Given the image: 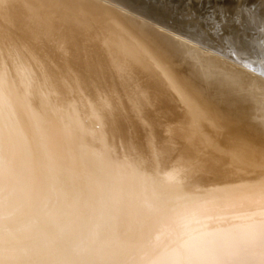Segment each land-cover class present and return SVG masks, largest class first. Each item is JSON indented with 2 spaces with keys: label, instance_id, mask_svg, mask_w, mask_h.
<instances>
[{
  "label": "bare ground",
  "instance_id": "obj_1",
  "mask_svg": "<svg viewBox=\"0 0 264 264\" xmlns=\"http://www.w3.org/2000/svg\"><path fill=\"white\" fill-rule=\"evenodd\" d=\"M152 1L194 22L0 0V98L19 106L13 121L0 105V264H217L264 235V0ZM129 130L149 172L116 146ZM211 168L223 189L167 185Z\"/></svg>",
  "mask_w": 264,
  "mask_h": 264
},
{
  "label": "rangeland",
  "instance_id": "obj_2",
  "mask_svg": "<svg viewBox=\"0 0 264 264\" xmlns=\"http://www.w3.org/2000/svg\"><path fill=\"white\" fill-rule=\"evenodd\" d=\"M129 2H130V5H134L135 7L134 8H136V7H138V8H136L143 16H145V17H147V14L145 13L146 11L148 12V13H152V12H154V13H160L165 19H170V20H172L173 22H175V23H177V24H180V25H186V24H192L193 22H194V19L193 18H190V17H187V16H184V17H176L175 15H173V12H172V10L169 8V7H167V6H163L164 7V9L162 8V6H157L152 0H135V2L133 3V1L132 0H129ZM150 2H151V5H149L150 4ZM142 3H144V4H142ZM153 3V4H152ZM104 4V3H103ZM105 5V4H104ZM106 6H107V4H106ZM146 7V8H145ZM149 7V8H148ZM152 8H153V10H152ZM143 9V10H142ZM143 11V13H142V11ZM165 10V11H164ZM145 11V12H144ZM162 11V12H161ZM170 12V13H169ZM122 13H126V12H122ZM127 14V13H126ZM125 14V15H126ZM167 15V16H166ZM130 16V15H129ZM166 16V17H165ZM178 18V19H177ZM180 18V19H179ZM188 18V19H187ZM187 19V20H186ZM185 20V21H184ZM192 20V21H191ZM188 21V22H187ZM193 28V27H192ZM155 30H157V32H159L160 34H164V35H166L167 37H169L170 39H173V40H175V41H178V42H183L184 44H188L189 45V47H191L192 45L191 44H189V43H185V41H182V40H177V39H179V38H177V37H174L173 35H171L170 33L168 34L166 31H163L162 32V30H160V29H156V28H154ZM159 30V31H158ZM230 32V31H229ZM227 33V34H230V33ZM168 34V35H167ZM171 35V36H170ZM173 37V38H172ZM193 47V46H192ZM191 47V48H192ZM194 48V47H193ZM32 85H35L33 82H32ZM7 98V99H6ZM6 98H5V96L4 97H2V99L0 98V105H1V108H2V110H3V114H4V116H3V119H8V116H11L12 117V119H13V121H15L14 119L17 117V114H18V109H19V106H18V104H16V103H13V101L9 98V97H7L6 96ZM2 100V101H1ZM9 100V101H8ZM4 101H5V103H4ZM8 101V102H7ZM7 102V103H6ZM7 104V105H6ZM14 104H15V106H14ZM11 106L10 108L8 107V106ZM14 108V109H13ZM9 109V110H8ZM6 112V113H5ZM14 112V113H13ZM15 112L17 113V114H15ZM28 113H29V115H28ZM2 114V115H3ZM31 114V115H30ZM8 115V116H7ZM14 116V117H13ZM27 117V119H28V121H30L31 123V125H32V127L35 129L36 127V121H35V115H34V113L33 112H27V115H26ZM30 116V117H29ZM5 117V118H4ZM32 117H33V119H32ZM31 118V119H30ZM0 119H1V117H0ZM131 131H132V133L134 134V136H133V134L131 133ZM136 131H134L133 132V130H129V133H128V131H126V133H125V137H126V139L124 138L123 139V141L121 142V140L120 139H117V141H116V146H118L117 148L118 149H120L119 151H120V153H122V146L123 145H125L124 147H126L127 148V145L128 144H130L131 142H134V145L136 146V148L138 149V150H136V151H133V161H134V166H135V169H136V171L138 172V174H141V173H143L142 171H147V172H149L150 171V169L152 168V166H151V168H150V165L145 161L146 159H144V158H141L142 157V155H144L145 157H147L148 159L147 160H151V153H149L150 152V150H148V146H147V144L145 143H143V140L141 139L140 141H141V143H140V141L138 140V139H140V137L139 136H137L136 135V133L138 134V132H136ZM131 135V136H130ZM139 135V134H138ZM138 137V138H137ZM127 138H130L129 140L127 139ZM135 138V139H134ZM138 141V143L136 144L135 142L136 141ZM124 143V144H123ZM140 143V144H139ZM123 144V145H122ZM141 145H145V147L144 146H141ZM136 153V154H135ZM140 153V154H139ZM138 157V158H137ZM140 157V158H139ZM137 158V159H136ZM137 164H136V163ZM169 164V165H168ZM167 164V162L166 163H164V165H163V169H162V174H161V177L160 178H165L166 177V174H167V172L169 171V170H172V168H173V163H168ZM139 165V166H138ZM143 167V170L141 169ZM168 167V168H167ZM138 168V169H137ZM147 168V169H146ZM140 169V170H139ZM149 170V171H148ZM141 171V172H140ZM191 178V179H190ZM216 178V172H215V170L213 169V168H211V169H206V170H201V171H198V172H196V173H194L191 177H189V178H186V179H183V180H170V181H168V183H167V185H170V186H172L174 189H176L178 192H181V190H182V192H184V190H185V188H186V190H188V191H191L192 192V189H193V191H195V190H197V191H208V190H219V189H223L222 188V186H219V185H217L216 184V182H214L215 179ZM190 179V180H189ZM194 179V180H193ZM209 179V180H208ZM262 179H264V178H262ZM202 180H204V181H202ZM212 180V181H211ZM180 181V182H179ZM190 181H191V183H190ZM262 181H264V180H262ZM205 182V183H204ZM259 182H261V179L259 180ZM189 186H188V185ZM195 184H198V186H196ZM201 184V185H200ZM208 184V185H207ZM212 184H214L213 186H212ZM184 185V186H183ZM186 185V186H185ZM193 185V186H192ZM192 186V187H191ZM195 186V187H194ZM205 186V187H204ZM182 187V188H181ZM199 189V190H198ZM205 189V190H204ZM259 237V238H258ZM256 239H255V243L253 242L252 244H251V246H252V248H250L251 249V251H249L248 250V248H239V250L237 251H235L234 249H231V250H223V252H222V250H220L221 251V253H220V251H218L219 252V254H218V252H217V256L218 257H216V259L215 260H217L218 261V263L219 262H221L222 264H224L225 262H226V264H228L227 262H229V264H234V263H236L237 261H239V260H241V257H242V255L243 254H245V251H248L249 252V254L251 253H255V252H253V250H255V249H257V248H254V247H256L257 245H259V243L260 242H262V240L264 239V235H259ZM239 241V240H238ZM238 241H237V243H238ZM250 246V247H251ZM254 248V249H253ZM247 249V250H246ZM228 251V252H227ZM240 251V252H239ZM237 252V253H236ZM233 253V254H232ZM236 253V254H235ZM222 256H221V255ZM213 255V253L211 254V256ZM209 256V259L210 260H212V258H210V254L208 255ZM207 256V257H208ZM213 256H215V255H213ZM225 256V257H224ZM229 256V257H228ZM233 256V257H232ZM252 257V256H251ZM250 257V258H251ZM253 257H255V256H253ZM253 257L251 258V259H247L244 263H240V264H264L262 261H264V259L262 260V258L261 259H259V258H254L253 259ZM213 258H215V257H213ZM219 258V259H218ZM222 258V259H221ZM227 258H229V259H227ZM264 258V257H263ZM205 259V258H204ZM207 260V262L208 261H210V260ZM228 260V261H227ZM213 261V260H212ZM225 261V262H224ZM235 261V262H234ZM206 262V261H205ZM224 262V263H223ZM262 262V263H261ZM217 263V264H218ZM220 263V264H221ZM210 264V263H209ZM211 264H213V263H211ZM214 264H216V262L214 261Z\"/></svg>",
  "mask_w": 264,
  "mask_h": 264
},
{
  "label": "water",
  "instance_id": "obj_3",
  "mask_svg": "<svg viewBox=\"0 0 264 264\" xmlns=\"http://www.w3.org/2000/svg\"><path fill=\"white\" fill-rule=\"evenodd\" d=\"M175 3L193 5V6H218V5H234L248 0H168Z\"/></svg>",
  "mask_w": 264,
  "mask_h": 264
}]
</instances>
